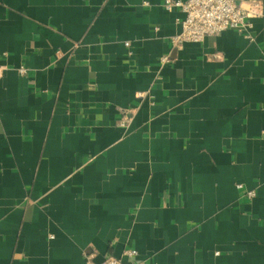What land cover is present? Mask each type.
I'll return each instance as SVG.
<instances>
[{"label": "crops", "instance_id": "0c3cea01", "mask_svg": "<svg viewBox=\"0 0 264 264\" xmlns=\"http://www.w3.org/2000/svg\"><path fill=\"white\" fill-rule=\"evenodd\" d=\"M255 1L176 45L164 0H0V264H264Z\"/></svg>", "mask_w": 264, "mask_h": 264}, {"label": "built area", "instance_id": "2783aa9c", "mask_svg": "<svg viewBox=\"0 0 264 264\" xmlns=\"http://www.w3.org/2000/svg\"><path fill=\"white\" fill-rule=\"evenodd\" d=\"M163 7L166 10L179 8L184 13V18L180 21L181 30L172 38L176 45L182 42H201L207 36H219L231 29L251 38L253 20L263 13L261 3L255 0H164ZM125 45L128 46V42ZM166 60L167 56L162 59V63ZM17 71L24 74L27 70L20 66ZM130 118V114H125L119 125L124 127ZM236 187L244 189L242 183H238ZM245 196L252 199L256 196V191L245 190ZM136 253L135 249L126 248L123 255L135 256ZM85 264L139 263L124 262L120 258L108 255L98 263L88 256Z\"/></svg>", "mask_w": 264, "mask_h": 264}]
</instances>
